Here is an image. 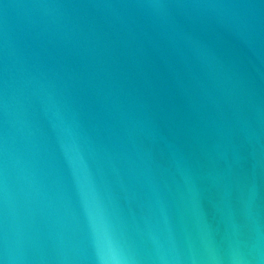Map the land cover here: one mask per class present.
Listing matches in <instances>:
<instances>
[{"label":"water","instance_id":"1","mask_svg":"<svg viewBox=\"0 0 264 264\" xmlns=\"http://www.w3.org/2000/svg\"><path fill=\"white\" fill-rule=\"evenodd\" d=\"M2 264H264V0H0Z\"/></svg>","mask_w":264,"mask_h":264},{"label":"snow or ice","instance_id":"2","mask_svg":"<svg viewBox=\"0 0 264 264\" xmlns=\"http://www.w3.org/2000/svg\"><path fill=\"white\" fill-rule=\"evenodd\" d=\"M0 264H2V262H0Z\"/></svg>","mask_w":264,"mask_h":264}]
</instances>
